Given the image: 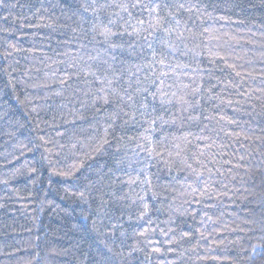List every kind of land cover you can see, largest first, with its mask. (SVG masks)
<instances>
[{"label": "trees", "instance_id": "trees-1", "mask_svg": "<svg viewBox=\"0 0 264 264\" xmlns=\"http://www.w3.org/2000/svg\"><path fill=\"white\" fill-rule=\"evenodd\" d=\"M134 2L0 6V264H264V0Z\"/></svg>", "mask_w": 264, "mask_h": 264}, {"label": "snow or ice", "instance_id": "snow-or-ice-1", "mask_svg": "<svg viewBox=\"0 0 264 264\" xmlns=\"http://www.w3.org/2000/svg\"><path fill=\"white\" fill-rule=\"evenodd\" d=\"M0 6H4V0H0ZM107 7L106 4H101L100 8H104ZM117 7H119L122 11L124 12H128L129 17H131V12H129V5L128 4H119L117 5ZM131 7L133 8H143L149 11L150 16L152 13H155V16H151L150 20H149V28H151L153 30V33L156 31H163L167 36H171L173 31H176L178 33L179 36H182L183 33L179 32L178 28H173V27H168L165 24V17H162L159 15V9L161 8V4L160 3H154V4H143L141 3V0H135L134 3L131 4ZM164 7L167 9L168 5H164ZM178 9H183L185 7L184 4H179L176 6ZM100 9H96V11H99ZM191 10V9H189ZM113 15L119 17V13H114ZM167 16L171 18V20H174L176 22V25H179V21L176 20V17L173 16L171 11L167 12ZM121 19H123V17H120ZM117 23L116 20L114 19H109L108 21V25H115ZM138 24L143 25L144 21L143 20H138L137 21ZM108 25H95L94 26V30L96 28L100 29V35L104 36L106 40H110L111 37L117 36V35H129V36H133V35H140L141 34V29L137 28L135 25H132L129 21H125L124 24L120 25L121 29H123L122 31H114L112 29V27L108 26ZM128 27H132L133 31L129 32L128 31ZM147 37H145L146 39ZM113 47H116V45H112ZM153 59L155 60V56H153ZM160 64H163L164 61L160 60L159 61ZM94 75V73H92ZM240 73L237 72V75H239ZM161 75H167V73L162 72ZM123 76V73L120 74V76H116L115 79L119 80L121 77ZM98 82L103 86L105 85V83H107V85H112L114 83V80L112 78L109 77H105L104 79H100L99 77H97ZM61 83H64V81H61ZM128 86L129 88H131V80L128 81ZM202 87V85H201ZM102 91L104 90L103 88L101 89ZM144 91H147V89H144ZM194 91H199V89H194ZM126 94L128 95V100L125 101V103H129L131 101H134L135 96L128 92L127 89H125ZM112 95L115 97H118L119 100H124V96L121 95L119 92L112 90ZM103 102L105 104H109V103H113V101L109 100L108 96H104L102 97ZM183 99V98H182ZM164 101L162 100L161 103H163ZM185 103H187V101H184ZM142 106L147 107L146 104H143V101L141 102ZM169 103H171V101H169ZM81 119H83V117H80ZM132 119H135V116H132ZM160 119L161 121H163V117H154L150 120L145 121L148 125L149 128H151L153 131L155 130L154 128H152V125H155L156 120ZM165 123H167V121H165ZM171 123H175V120H172ZM149 129H145V131L147 132ZM107 128L105 129V133H107ZM184 139H187V137H185ZM103 143H108V141L106 139H104ZM138 147H143V145H138ZM176 147L178 148L179 145H176ZM98 151L100 150L99 148L97 149ZM149 152V155H152L154 152L156 155H160L161 153L156 152V145L152 142H150L149 144V148L147 149ZM117 151H119V149H117ZM189 167H191L189 165ZM202 175V173H201ZM138 180V177L136 178H130L128 181H125V183L131 185V184H135ZM150 183V180L148 181ZM144 210L146 212L147 210V204L144 205ZM144 233H140V235H143ZM258 247L264 248V245H258ZM253 251H255V249H253Z\"/></svg>", "mask_w": 264, "mask_h": 264}]
</instances>
